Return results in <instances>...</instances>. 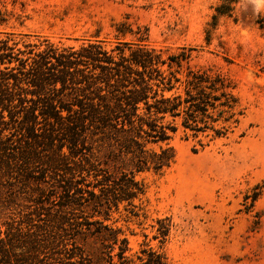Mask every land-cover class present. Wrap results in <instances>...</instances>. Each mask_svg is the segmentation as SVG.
Returning a JSON list of instances; mask_svg holds the SVG:
<instances>
[{
	"label": "rangeland",
	"instance_id": "374dc122",
	"mask_svg": "<svg viewBox=\"0 0 264 264\" xmlns=\"http://www.w3.org/2000/svg\"><path fill=\"white\" fill-rule=\"evenodd\" d=\"M218 3L0 0L6 18L0 24L2 38L13 32L19 40L47 41L60 50L100 40L110 50L120 40L138 42L146 33L144 42L163 58L191 49V67L213 68L233 81L243 109L233 132L202 147L198 139H185L180 131L171 142L175 163L162 174L136 176L146 186L141 199L135 200L141 216L129 217L125 203L113 209L106 223L123 231L129 255L145 243L162 252L169 264H264V0H239L233 15L220 17L212 29ZM120 23L133 33L120 35ZM19 46L24 48L22 42ZM37 149L32 164L22 163L19 148L15 156L0 158V246L1 240L6 244L15 238L12 264L15 255L24 259L33 241L44 243L67 233L64 241L72 247L70 236L76 230L68 221H81L83 210L91 212L84 205L60 208L58 196L72 175L48 166L50 149ZM64 216L68 221L60 224ZM164 218L170 230L161 242L154 236L157 220ZM55 257L65 260L61 254L48 262Z\"/></svg>",
	"mask_w": 264,
	"mask_h": 264
},
{
	"label": "trees",
	"instance_id": "16d2710c",
	"mask_svg": "<svg viewBox=\"0 0 264 264\" xmlns=\"http://www.w3.org/2000/svg\"><path fill=\"white\" fill-rule=\"evenodd\" d=\"M238 2L219 0L211 28L220 17L232 16ZM5 22L0 11V24ZM116 30L133 33L126 23ZM5 35L0 37V158L15 156L19 148L22 163L32 164L38 147L50 149L48 166L72 175L58 196L60 208L84 205L91 211L83 210L75 223L60 219L76 230L69 233L72 247L63 228L66 234L51 241L31 242L24 259L15 255L16 264H169L145 243L129 255L128 238L106 221L123 203L129 217L141 216L135 200L146 186L136 176L162 174L175 163L171 142L180 131L202 147L233 132L243 115L233 81L219 70L191 67V49L163 58L144 42L146 33L110 50L100 40L60 50L47 41ZM157 222L154 237L163 242L169 219ZM1 241L0 264H12L15 238ZM61 254L65 260L48 262Z\"/></svg>",
	"mask_w": 264,
	"mask_h": 264
}]
</instances>
